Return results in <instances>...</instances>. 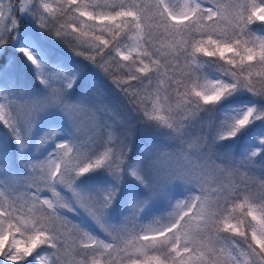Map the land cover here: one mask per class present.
<instances>
[{
	"label": "snow or ice",
	"instance_id": "obj_1",
	"mask_svg": "<svg viewBox=\"0 0 264 264\" xmlns=\"http://www.w3.org/2000/svg\"><path fill=\"white\" fill-rule=\"evenodd\" d=\"M9 45L41 89L22 73L0 85L14 145L0 152V264H264V134L245 142L264 125V0H9ZM238 94L249 102L225 110ZM57 113L68 134L38 133ZM98 174L111 183L85 184ZM129 182L140 191L114 222Z\"/></svg>",
	"mask_w": 264,
	"mask_h": 264
},
{
	"label": "rangeland",
	"instance_id": "obj_2",
	"mask_svg": "<svg viewBox=\"0 0 264 264\" xmlns=\"http://www.w3.org/2000/svg\"><path fill=\"white\" fill-rule=\"evenodd\" d=\"M148 1V2H147ZM147 3H151V0H145ZM9 0H0V4H3L5 7L8 5ZM21 19V28L25 29V34L27 32V29L30 25H32V21L28 19L27 17H20ZM34 27V25H32ZM38 31V30H37ZM49 40H54L52 37H48ZM59 44V42H56ZM21 45L12 46L9 45L6 47V50L0 51V85H6L8 81L12 80L15 77V74L22 73L21 77V83H23L27 87L33 88L35 91H40L41 86L39 85V81L35 80L34 73L30 70L26 69L24 65L21 63L20 56L18 52V48ZM60 48L63 49L65 52L69 53L71 55L70 51L64 46L63 44H60ZM77 60H80L81 58H75ZM87 63V62H83ZM28 71L32 74V79L28 78L27 74ZM89 71L92 73H95L97 76L101 77L102 79L106 78L103 76V73L99 70L94 68L93 66L89 65ZM106 87H108L109 92L113 97L118 96V94L114 91V89L111 88L110 82H106ZM78 98V97H74ZM249 102V98L246 95L238 94L236 97L229 98V100L225 101L223 104V108L225 110H229L232 108L240 107L243 104H246ZM49 127H56L58 130H61L64 135H67L70 131L69 124L67 120L59 113L56 114L55 117L45 116L42 119V122L39 126L38 133L41 130H47ZM264 125H258L256 127V130L252 133L250 137L246 139L245 142L251 141L252 143H255L253 137L257 134H264ZM88 125L87 121L85 123V132L87 133ZM149 143H157L159 142L158 137H153L151 140L148 141ZM137 151L141 149L142 146H144V138L136 141ZM14 145L11 141L10 137L7 134V130L3 128L2 125H0V152H3L5 156H7L9 159H11V155L13 153ZM52 148L49 147L48 151H51ZM11 171L16 175H24L26 173V169L23 167L22 164H20L19 160H15L12 164ZM99 179L87 181L85 184L89 187L95 188V187H102L107 186L111 183L110 177L107 176V174H98ZM257 178L259 177V173H256ZM5 179L3 175H0V180ZM187 185H184L182 183H178L174 186V194L177 197H181L187 194L188 191ZM140 189L138 186L134 185L133 183H125L121 186V191L117 197L116 202L113 205V209L110 211V217L111 219L116 222L123 218V215L127 212V207L129 203V196L132 192H139ZM167 207V201L160 200L155 202L152 206L147 208L145 210L144 216L146 219H149L145 222V226L148 224H151L153 228L159 227L158 224L154 223L151 219L155 215L161 214V212ZM93 231H96V228L91 222L85 221Z\"/></svg>",
	"mask_w": 264,
	"mask_h": 264
},
{
	"label": "trees",
	"instance_id": "obj_3",
	"mask_svg": "<svg viewBox=\"0 0 264 264\" xmlns=\"http://www.w3.org/2000/svg\"><path fill=\"white\" fill-rule=\"evenodd\" d=\"M31 75H32V74L30 73V71H28L27 76H28L29 80H30V78L32 79Z\"/></svg>",
	"mask_w": 264,
	"mask_h": 264
},
{
	"label": "bare ground",
	"instance_id": "obj_4",
	"mask_svg": "<svg viewBox=\"0 0 264 264\" xmlns=\"http://www.w3.org/2000/svg\"><path fill=\"white\" fill-rule=\"evenodd\" d=\"M152 1V0H151ZM148 2V1H147Z\"/></svg>",
	"mask_w": 264,
	"mask_h": 264
}]
</instances>
